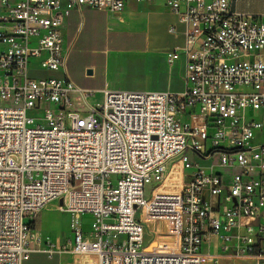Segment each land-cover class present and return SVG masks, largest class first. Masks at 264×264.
Masks as SVG:
<instances>
[{
  "label": "built area",
  "instance_id": "2783aa9c",
  "mask_svg": "<svg viewBox=\"0 0 264 264\" xmlns=\"http://www.w3.org/2000/svg\"><path fill=\"white\" fill-rule=\"evenodd\" d=\"M129 1L152 0H0V264L56 252L29 223L55 200L93 218L58 249L85 264H202L212 235L264 261V21L229 0H165L184 27L165 52L182 88H104L91 106L66 69L63 19Z\"/></svg>",
  "mask_w": 264,
  "mask_h": 264
},
{
  "label": "rangeland",
  "instance_id": "374dc122",
  "mask_svg": "<svg viewBox=\"0 0 264 264\" xmlns=\"http://www.w3.org/2000/svg\"><path fill=\"white\" fill-rule=\"evenodd\" d=\"M163 4V0H159L152 6L142 5L141 11L144 12L145 19L141 22L137 21L133 14L117 15L107 10L102 11L91 8L84 9L82 14L78 13L74 18L73 26L69 29L71 41L77 33V26L80 22H82V28L77 33L69 52L66 68L79 87L95 91L93 96L87 97L89 105L92 106L102 102L103 93L101 87L107 79L116 80L117 77L114 74L118 70H125L130 75L131 72L147 70L155 61H160V65L163 66L161 69L163 76L156 82V88L163 89L168 86L172 90H180L182 88V81L180 83H176V80L168 82L166 70L168 69L171 72L174 67H168L162 59L165 49H170L182 43L183 38L179 34L182 27L179 24L176 26L178 34L169 32V28L175 22V19L173 15L163 9ZM104 46L109 47L113 52L118 49L121 52V56L118 59L111 60V56H107L102 51ZM133 49L137 50L132 51ZM87 70H91V73L88 74ZM175 73L177 72L173 71V74ZM41 74L57 75L47 71ZM77 97L78 95L73 100V109L81 112L87 111L86 106ZM155 185L156 183H147L145 185L144 196L146 198L150 196L151 189ZM67 201V197H64L62 204L66 205ZM56 209L58 211L57 222L59 228H64L66 232L77 226L81 227L85 232L90 230L93 221L90 214L84 213L77 216L60 211L58 206H56ZM40 214L41 211L31 218V221H34L35 225H37V229L42 227L38 226ZM153 227V224H145L146 240L151 238V231L155 229ZM39 235L42 243L47 242L41 232H39ZM52 242L55 245V242ZM204 249H206L205 245L202 246V251ZM40 258L44 264L55 263L54 260H49L45 256ZM62 258L65 263L69 262V264H72L75 261L78 264H85L83 257L74 256L67 252L62 254ZM257 264H264V261H259Z\"/></svg>",
  "mask_w": 264,
  "mask_h": 264
},
{
  "label": "crops",
  "instance_id": "0c3cea01",
  "mask_svg": "<svg viewBox=\"0 0 264 264\" xmlns=\"http://www.w3.org/2000/svg\"><path fill=\"white\" fill-rule=\"evenodd\" d=\"M158 1L159 0H152L150 3L129 1L126 3L123 10L119 12H113V11H110V12L116 13L117 15L133 14L135 15L134 18L137 21L141 22V21H144L145 19L144 12L141 11L142 5L152 6ZM163 2H164L163 9L166 12L173 15L175 19V22L171 25L175 27V32L171 34H178L177 29H176V26L178 24L181 25L182 27V30L179 34L182 36L183 41L181 44L175 45V46H180L184 42V37H183L184 27L181 23L178 22L177 16L168 9V7L165 4V0H163ZM229 10L231 12L251 14L253 16L260 18L262 21H264V0H229ZM82 11L72 10L63 19V23H62L63 48L65 50H68V55L76 39L77 33L82 28V22L78 24L77 33L72 39V41L70 39L69 29L70 27L73 26L74 18L78 15V13L82 14ZM102 11H106V10H102ZM135 50L137 49H133L132 51H135ZM166 50L167 49L164 50L163 52L164 57L162 58L165 64H166L165 62ZM102 51L107 56L109 57L111 56V60L118 59L121 56V52L118 49H116L113 52L107 46L102 47ZM66 65H67V61H66ZM162 67L163 66L160 65V61H155L154 63H152L151 66L147 68V70H144L142 72H139V71L131 72L130 75L125 70H118L117 73L114 74L117 77V79L116 80L107 79L103 83V86L101 87V89L109 88V89H114V90H119V89L121 90H172L169 86L163 89L156 88L157 86L156 82L159 81L163 76V71L161 70ZM173 71H176L177 73L173 74ZM166 73H167L166 78H168V82H171L172 80H176L175 81L176 83H180L181 73H182L181 63L177 62V64L174 66L171 72L167 69ZM68 75L70 76L69 72H68ZM70 78L75 82L72 76H70ZM139 88H142V89H139ZM58 203L59 201L55 200L47 204L45 207H43V209L41 210V214H40V223L38 225L42 227L37 229V225H36L34 228L38 233L41 232L46 238L47 242L43 243L44 247L51 245L56 252H54L51 256H49L45 252H34L30 255L29 259L24 264H44L40 258L43 256H45L49 260H54L55 261L54 264H69V262L65 263L62 258V254L65 252H58V249L64 244H66L68 240L70 239V231H71L70 230L69 232H66L64 228L63 229L59 228V225L57 222L58 211L56 209V206L58 205ZM54 234H56L55 237H54ZM52 241L55 242L56 246L53 244ZM203 245L206 246V249L202 251V254H203L202 264H257V262L259 263V261L253 258L237 256L232 251L222 250L221 240L218 236H215V235L210 236ZM67 253L70 254L69 252ZM72 264H78V263L74 261L72 262Z\"/></svg>",
  "mask_w": 264,
  "mask_h": 264
},
{
  "label": "trees",
  "instance_id": "16d2710c",
  "mask_svg": "<svg viewBox=\"0 0 264 264\" xmlns=\"http://www.w3.org/2000/svg\"><path fill=\"white\" fill-rule=\"evenodd\" d=\"M29 223H30V227H31L32 229H34L35 226H36V225H35V222H34V221H30Z\"/></svg>",
  "mask_w": 264,
  "mask_h": 264
},
{
  "label": "water",
  "instance_id": "95a60500",
  "mask_svg": "<svg viewBox=\"0 0 264 264\" xmlns=\"http://www.w3.org/2000/svg\"><path fill=\"white\" fill-rule=\"evenodd\" d=\"M87 73L90 74L91 73V70H87Z\"/></svg>",
  "mask_w": 264,
  "mask_h": 264
}]
</instances>
